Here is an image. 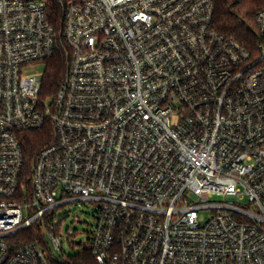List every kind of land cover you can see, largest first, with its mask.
I'll use <instances>...</instances> for the list:
<instances>
[{
	"label": "built area",
	"instance_id": "built-area-1",
	"mask_svg": "<svg viewBox=\"0 0 264 264\" xmlns=\"http://www.w3.org/2000/svg\"><path fill=\"white\" fill-rule=\"evenodd\" d=\"M216 4L59 0L58 27L0 0V264H264V6L253 55ZM83 203L71 256L57 212Z\"/></svg>",
	"mask_w": 264,
	"mask_h": 264
},
{
	"label": "trees",
	"instance_id": "trees-1",
	"mask_svg": "<svg viewBox=\"0 0 264 264\" xmlns=\"http://www.w3.org/2000/svg\"><path fill=\"white\" fill-rule=\"evenodd\" d=\"M48 11L53 22L60 27L62 11L59 7V0H47ZM264 6V0H217L215 26L217 30L245 46L253 55L260 51L262 38L256 26V17ZM67 70V61L62 53L51 60L45 70V84L48 92L53 94L57 91L62 78ZM26 139V146L31 154L44 144L43 134L34 133ZM93 264V263H91Z\"/></svg>",
	"mask_w": 264,
	"mask_h": 264
},
{
	"label": "rangeland",
	"instance_id": "rangeland-1",
	"mask_svg": "<svg viewBox=\"0 0 264 264\" xmlns=\"http://www.w3.org/2000/svg\"><path fill=\"white\" fill-rule=\"evenodd\" d=\"M97 208V204L83 203L70 205L57 212V216H62L63 219L59 226V232L64 238V252L66 254L76 255L81 250V242L90 240L92 227L95 224L94 213ZM60 220L61 218L57 219L56 225L59 224Z\"/></svg>",
	"mask_w": 264,
	"mask_h": 264
},
{
	"label": "water",
	"instance_id": "water-1",
	"mask_svg": "<svg viewBox=\"0 0 264 264\" xmlns=\"http://www.w3.org/2000/svg\"><path fill=\"white\" fill-rule=\"evenodd\" d=\"M253 33L257 36L256 32L253 31Z\"/></svg>",
	"mask_w": 264,
	"mask_h": 264
}]
</instances>
